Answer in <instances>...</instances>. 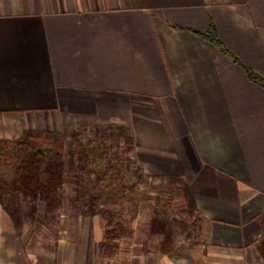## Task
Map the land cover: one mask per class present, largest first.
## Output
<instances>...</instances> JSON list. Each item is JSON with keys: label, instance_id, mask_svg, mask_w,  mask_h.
Listing matches in <instances>:
<instances>
[{"label": "crops", "instance_id": "1", "mask_svg": "<svg viewBox=\"0 0 264 264\" xmlns=\"http://www.w3.org/2000/svg\"><path fill=\"white\" fill-rule=\"evenodd\" d=\"M211 29L243 66L194 33ZM244 65L264 75V0H0V139L129 127L146 175L189 185L205 235L133 264H264V87ZM101 228L25 246L0 205V264H90Z\"/></svg>", "mask_w": 264, "mask_h": 264}, {"label": "trees", "instance_id": "2", "mask_svg": "<svg viewBox=\"0 0 264 264\" xmlns=\"http://www.w3.org/2000/svg\"><path fill=\"white\" fill-rule=\"evenodd\" d=\"M175 28L184 30L179 27ZM194 33L243 66L239 58L223 45L213 29L206 33ZM244 68L252 81L264 87V75L245 65ZM95 131L94 135L86 138L81 134V128H74L69 138H66L58 131L27 130L18 139H0V205L12 219L18 235L23 225L21 213L25 207L29 210L32 219L37 220L41 203H44L50 212L56 211L64 203V190L68 178L79 182L77 177L84 174L92 179L91 155L94 146L107 148L109 138H118L117 140L124 144L126 163L121 164L117 170L119 173L126 171L133 175L134 180L128 192L130 193V204L137 202L132 194L140 183L146 184L150 176L145 174L138 159L132 154L135 137L131 128L112 124L96 126ZM67 156H69L68 162L66 161ZM101 165L95 180L86 184L80 182L78 187V193L85 196L86 213L91 217L106 211L105 209L98 210L97 203L101 197L106 196L104 188L98 187V183L106 177L105 167ZM165 178L177 186L184 209L193 217L199 216L196 197L189 185L175 176ZM106 186L108 184L104 187ZM168 194L166 191L158 194L155 212L148 227L151 238H161L159 251L164 255L183 251L177 241L173 219L167 207H162L164 197ZM110 212L108 213L113 214L112 211ZM111 220L112 218L106 219V222L109 223ZM262 221L264 225V215ZM107 231L109 235L111 232L109 229ZM258 248L264 258V233Z\"/></svg>", "mask_w": 264, "mask_h": 264}, {"label": "rangeland", "instance_id": "3", "mask_svg": "<svg viewBox=\"0 0 264 264\" xmlns=\"http://www.w3.org/2000/svg\"><path fill=\"white\" fill-rule=\"evenodd\" d=\"M95 132L94 126L81 128V134L86 138ZM117 139L109 138L107 148L94 146L91 155L92 179L84 174L77 177L79 182L68 178L64 203L56 211H48L46 205L41 203L38 218L33 220L25 207L21 213L23 225L20 229V238L25 246L47 248L57 246L62 240L84 245L88 240L92 241L95 230L105 225L106 235L107 229L111 233L106 238V244L94 241L95 257L90 264H133L137 255H158L161 238H151L148 227L155 212L158 194L166 191L169 194L164 197L162 207H167L173 219L179 246L187 254L200 252L205 239L203 221L184 209L177 186L168 179L150 178L146 184L140 183L132 194L137 202L130 204L128 188L134 177L126 171L119 173L117 170L126 163L124 144ZM68 160L69 156L66 157ZM100 165L105 167L106 177L98 183V187L104 188L106 196L97 203L98 210L106 211L91 217L86 213L85 196L78 193V187L80 182L86 184L95 180ZM105 184L108 186L104 187ZM105 218L112 220L107 223Z\"/></svg>", "mask_w": 264, "mask_h": 264}]
</instances>
